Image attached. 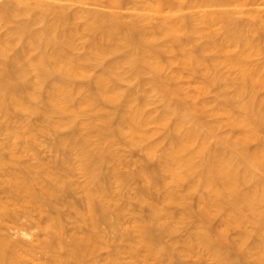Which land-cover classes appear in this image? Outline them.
<instances>
[{
  "label": "bare ground",
  "instance_id": "obj_1",
  "mask_svg": "<svg viewBox=\"0 0 264 264\" xmlns=\"http://www.w3.org/2000/svg\"><path fill=\"white\" fill-rule=\"evenodd\" d=\"M70 1L0 2V133L7 131L11 139L0 145V264H103L101 249L110 239L109 229L115 233L118 251L128 250L132 264H148L141 249L157 260L166 256L165 264H177L176 243L164 246L163 240L173 237L184 222L176 219L170 206H182L181 214L186 218L194 214L184 196L168 190L160 201L150 191L140 189L135 198L149 206V215L138 218L130 227L122 224L132 210L129 201H124L131 198V181L141 178L149 189L155 188L159 183L158 170L169 175L167 185L173 188L193 180L190 191L204 188L209 192L210 197L199 198L202 220L226 209L223 232L232 227L243 230L244 244L249 236L248 225L264 221V183L243 190L254 170L264 169V152L243 150L235 158L232 153L212 149L209 136L202 133L190 114L177 105H168L166 116H176L177 122L170 132L169 145L158 156L156 170L142 166L124 172L116 145L126 138L139 144L150 135L146 130L148 119L135 103L137 92L146 82L141 79L128 93L119 83L140 78L146 68L163 71L157 55L146 48L157 38L140 34L135 23L124 27L116 13L117 0H110L109 11L88 9L85 0H78L83 5L76 12L68 11ZM164 1L153 0L150 8L172 20L164 27L165 34L173 38L178 32L189 36L195 33L174 8L166 10ZM200 2L205 9L200 21L214 38V44L206 49L225 54L214 66L239 68L243 83L236 96L245 94L249 79L264 86V76L242 64L252 53L248 44L239 58L229 55L230 47L244 37L233 29L229 19L221 32L223 5L215 0ZM3 28L7 30L5 34L1 32ZM79 38L86 41L83 53L78 51ZM181 48L185 45L181 44ZM168 50L174 51L173 47ZM194 60L204 71L210 70L204 60ZM125 64L129 65L128 70L123 69ZM93 68L99 71L92 73ZM219 78L218 74L212 75L213 81ZM153 84L157 86L155 80ZM240 107L245 112L243 117L227 112L229 117L246 129L245 140L256 138V121L264 122V101L256 104L250 97ZM15 114L16 118L17 114L24 116L26 121L14 125ZM166 116L161 122L167 121ZM64 128L72 132L59 135L54 144L56 149H67L62 156L49 161L21 159L36 143L37 132L60 133ZM146 150L148 156L156 157V146H147ZM5 151L11 154L9 160ZM76 170L82 181L73 180ZM115 182L116 191L112 190ZM77 193H82L79 203L70 198ZM70 210L77 216L73 225L70 222L73 227L67 229L64 222L69 221ZM37 214L43 217L35 219L39 235L15 238L8 231L13 226L20 227L19 231L28 236L21 227L22 220L32 221ZM129 236L133 237L130 245L122 246ZM184 244L189 253L205 251L219 264L231 262L222 258L204 227L190 233ZM255 249L264 261V241Z\"/></svg>",
  "mask_w": 264,
  "mask_h": 264
},
{
  "label": "rangeland",
  "instance_id": "obj_2",
  "mask_svg": "<svg viewBox=\"0 0 264 264\" xmlns=\"http://www.w3.org/2000/svg\"><path fill=\"white\" fill-rule=\"evenodd\" d=\"M3 1L5 0H0V2ZM117 1L118 5H115L116 13L124 27L135 23L137 30L143 36H156V41L149 43L146 48L150 47L149 49L157 55L164 67L163 71L160 72H154L152 69L146 68L140 78L132 77L119 83V87L128 93L140 84L141 79L146 82L142 86V90L137 92L135 103L142 107L144 116L148 119L146 130L150 135L148 140L139 144L133 142L130 138H126L116 145L115 150L119 151V156L123 162L122 170L131 172L142 166H146L149 170H156L158 156L169 145L170 132L177 122L176 116H166L168 105H177L186 110L194 122L198 123L202 133L209 136V147L212 149L217 148L224 154L232 153L231 155L235 158L239 157L243 150L248 151V153L264 152V122L256 121V138L245 140L246 129L235 123L228 115V113H232L236 117H243L245 112L240 107V104L250 97L255 100L256 104H260L262 100L264 101V86H260L249 79L247 82L248 90L245 94L240 97L236 96L238 87L243 83L239 68L237 66L227 67L226 65L214 66L217 60L225 57V54H214L209 49H206L214 44V38L211 37L208 26L200 21V17L205 11L201 5V0L164 1L165 7H167L166 10L174 8L185 25L190 26L191 24L195 32L190 36L186 33L178 32L173 38L166 35L164 31V27L171 24L172 20L165 19L161 12L151 10L150 5L153 0ZM215 1L223 5L224 20L220 22L221 32L224 22L226 23V19H229L233 29H236L237 33L244 37L230 47L229 55L239 58L241 51L244 50L245 43L248 44V50L252 53L250 57L243 60L242 64L264 76V0ZM239 3L242 4L241 8L237 7ZM85 4L91 10H111L108 7L110 6V0H85ZM82 5L80 1L72 0L68 3V11L76 12L82 8ZM142 14L144 16L140 17ZM1 32L5 34L7 32L6 28H3ZM77 43L78 51L80 53L85 52L86 41L79 38ZM181 44L185 45L184 49L181 48ZM169 47H173L174 51L168 50ZM194 58L204 60L209 65L208 69L210 70L204 71L202 66L196 64ZM213 58L216 61L213 62ZM140 66L144 69L142 64ZM128 67L129 65L125 64L123 69L128 70ZM98 71V68H93L91 72L97 73ZM214 74L220 76L218 81H213L212 75ZM154 80L157 82V86L153 84ZM17 115V118L16 114L14 117V125H19L26 121L24 116ZM165 116L167 121L163 123L161 118ZM34 121L36 124L40 123L38 118H35ZM188 128L189 125L185 129L187 130ZM71 132L68 128L62 129L60 133L37 132L36 143L30 145L28 152L21 159L28 162L38 159L49 161L59 158L64 152H67V149L64 147L56 149L54 144L59 135H67ZM9 142H11L9 133L3 130L0 133V145ZM150 145L156 146L155 158L148 156L146 147ZM4 155L8 160L11 158V154L8 151H5ZM73 158L76 157L73 156ZM114 163L116 161L110 163L109 166H113ZM80 175L79 170H76L73 180L82 181ZM157 176L159 179L158 186L151 189L141 178H135L131 181V198L124 201H129L132 210L126 220H122L124 226L130 227L135 224L138 218H144L150 213L149 206L139 203L135 198L140 189L150 191L160 201L163 200L162 196L168 190H175L186 198L187 204L194 212L193 216L186 218L181 214L183 211L182 206L173 205L169 208V211L176 216L177 220H184L180 230L173 237H166L163 240L164 246L171 244L173 241L176 243L175 261L179 264H219V261L214 259L209 252L202 251L203 253L197 254L189 253V249H185L187 246L184 241L190 233L201 226L209 231L220 250L222 258L231 260L229 264H264L255 249L256 245L264 241V221L248 225L249 236L242 244L243 230L232 227L223 232L226 209L218 215L208 217L206 221L202 220L199 215L201 209L199 198L200 195L210 197L209 192L204 188H199L195 192L190 191L189 184H192L193 180L186 181L181 187L173 188L167 185L170 182V177L167 173L158 170ZM262 183H264V169L254 170L252 180L243 186V190H251ZM117 186L116 182L113 183L112 190L116 191ZM81 197L82 193H77L70 198L75 199L79 203L78 200L81 201ZM35 216L32 218L34 219L32 220L33 222L31 219L28 220L26 218L22 220L23 226L21 227L29 234L28 236L23 235L19 231L20 227L13 225L12 229L9 228L8 231L15 238L26 237L30 239L36 234L39 235L41 231L36 226V223L38 219L41 220L43 217L38 216V214ZM70 216L71 218H69ZM70 216L68 217L69 221L65 220L64 222L67 229L73 227L72 221L76 219L77 215L70 210ZM35 219L37 220L35 221ZM109 231L108 233H111L110 239L101 249L103 264H132L128 250L123 251L122 249L118 251L115 233L111 229ZM132 239L133 237L129 236L122 243V246L130 245ZM140 253L148 264H165L168 260L166 256H162L157 260L153 256L147 255L143 249L140 250Z\"/></svg>",
  "mask_w": 264,
  "mask_h": 264
}]
</instances>
